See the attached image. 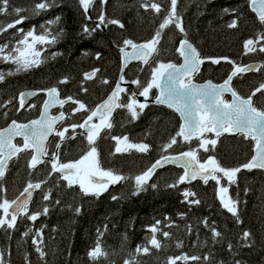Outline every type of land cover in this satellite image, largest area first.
Listing matches in <instances>:
<instances>
[{"label":"trees","instance_id":"16d2710c","mask_svg":"<svg viewBox=\"0 0 264 264\" xmlns=\"http://www.w3.org/2000/svg\"><path fill=\"white\" fill-rule=\"evenodd\" d=\"M39 2L40 0H10L8 11L11 13L13 7L28 9L20 15L30 18L17 25V29L23 28L26 33L35 28L39 35L45 30L41 25H45L52 35L59 36V40L54 45L36 46L43 49L42 59L48 57L39 68L6 76L5 81L0 83V127L11 119L24 121L39 114L45 96L43 91L19 111L14 107L18 105V100H14L7 108L3 107L9 99L18 97L25 89L40 90L56 86L61 96H72L74 100L83 102L88 109H92L106 97L117 81L123 40L139 42L151 39L170 7L169 0H154L161 5V12L155 13L151 8H142L141 0H107L106 4L96 0L90 16L88 12L84 13L78 0H56L55 6L34 16L31 9ZM225 8L230 11L225 13ZM233 9L236 11H231ZM101 11L105 15V26H100L91 36H87L82 31L83 26L96 28V19ZM177 12L183 18L188 39L198 47L202 58L227 57L235 63L260 61L264 65V52L257 50L246 54L243 47L247 39H254L258 32H264V26L258 22L256 13L251 11L246 0H178ZM237 16L238 27L228 28L227 25ZM56 17H60L59 23H47ZM14 19L15 14L0 15V23L5 25ZM113 19L119 20L124 27L107 23ZM22 35L16 29H9L0 35V45L8 44L9 49L15 47ZM182 38L183 34L174 25L164 29L158 45L159 55L154 54L148 65L143 62L132 63L125 71L126 78L129 81L139 79L141 85H144L150 79V66H158L156 62H179L180 55L176 48ZM7 51L8 49L5 50L6 53ZM54 53L59 55L52 59ZM97 53L100 54L99 59L96 58ZM232 67V64L224 60L218 65L206 60L195 78L199 81H221ZM14 68L15 65L10 62H0V72L7 73ZM94 69H99L96 76L85 80L84 74ZM64 77H68V83L58 84ZM103 80L108 83H102ZM263 82L264 68H261L260 71L242 73L235 77L233 84L241 95L249 96ZM85 88L87 92L83 91ZM141 90L135 84L128 86L120 103L130 102L131 93L137 94ZM156 93L157 89L154 88L149 94L154 97ZM253 101L257 108L264 109V95L257 93ZM70 110L67 108L65 119L68 125L80 123L88 114L82 110L74 115L76 117L73 120ZM3 112H7L6 117ZM111 123L113 127L103 130L96 140L100 168L111 170L126 179L109 185L108 190L99 198L82 195L78 185L68 188L67 181L58 172L50 174L49 157L35 170L27 166L31 150L21 153L18 159L14 158L9 163L2 182L6 191H0V202L3 198L13 199L28 181L46 180L47 183L36 190L29 211L42 210L47 206L49 212L41 215L35 222L21 216L17 220L16 228L7 233L0 229V248L5 250L8 264H26V257L30 264H93L87 253L95 246L98 238L108 257L101 258L95 264H125L126 260L132 258L138 264H168L170 257L177 256H199L201 260H177L176 264H220L221 261L232 264L233 255L242 259L243 264H264V170L242 169L236 182L231 185L227 183V178L220 179V185L212 179L207 184L196 179L172 188L168 185L183 175V169L167 165L155 171L146 185V191L133 194L134 178L165 154L197 150L198 158L202 162L211 155L223 167H238L253 153V142L250 139L246 140L239 134L225 133L217 140L214 150L209 145L210 151L205 152L199 148V141L195 137L190 142L177 137V144L164 152L162 145L175 136L181 119L174 110L154 102L147 103V107L134 120L130 119L126 108H117ZM70 136L74 138L68 139ZM125 136L128 137V143L150 145L149 151L141 153L128 149L116 152L119 143L112 137ZM206 138L213 139L215 135L207 133ZM59 141L60 138L53 134L48 144L49 155L54 153ZM86 149V136L83 133L69 132L59 149L60 162H75ZM220 176L222 174H218ZM152 184L156 187H151ZM220 186L228 187L227 195L241 202L240 223L222 207L218 196ZM49 190L51 198L44 201L43 195ZM185 191L195 192L196 196H190L188 200L199 199L200 204H189L183 195ZM113 196L117 199L113 200ZM57 199L60 200L59 204L54 202ZM77 207L81 209L79 213L75 211ZM204 220L222 233L218 242L212 240L211 230L204 225ZM157 221H160V231L155 235L161 241L162 247L159 250L152 249L147 255L137 254L135 249L138 246L150 247L148 242L153 235L150 229ZM29 229V235L24 236ZM40 229L43 230L42 237H37L36 232ZM98 230L102 235L98 234ZM244 231L252 234L251 248L241 247V235ZM161 232H168L170 236L165 238ZM33 239H42L39 246L46 254L43 258L36 251ZM229 243L233 245L232 252L228 251ZM177 244L181 246L178 247ZM209 253L210 262L203 259Z\"/></svg>","mask_w":264,"mask_h":264},{"label":"snow or ice","instance_id":"6c2138e0","mask_svg":"<svg viewBox=\"0 0 264 264\" xmlns=\"http://www.w3.org/2000/svg\"><path fill=\"white\" fill-rule=\"evenodd\" d=\"M56 0H40L31 9L32 15H40L41 12L48 10L55 6ZM252 12L256 13L258 22L264 26V0H246ZM10 0H0V15H12L15 14L16 19L5 24L0 23V35L7 32L9 29H16L17 32L22 33L21 39L18 41L15 47L9 49L8 44L0 45V62H10L15 65L13 71L7 73L0 72V83H3L6 76H12L19 73H26L33 69L39 68L48 57H42L43 49H38L37 45H54L58 42L59 36L52 35L46 28L45 25H41L42 29H45L41 34L37 35L35 28L24 33L23 28H18L17 25L23 24L24 21L30 17L20 15L22 12H27L28 9L13 7L12 12L9 13ZM95 0H78L79 6L83 9L84 13L89 11V8L93 6ZM102 4H106L107 0H101ZM169 9L159 24L152 39L145 43L137 44L131 39H124L123 46L120 47L122 54V71L120 75V81L124 80L123 68L133 60L142 61L143 64L148 65L149 60L153 55H159L158 45L162 36V31L168 28L170 25H174L180 33L183 34V38L180 40L179 47L176 48V52L179 53L180 57L183 58V63L177 65L172 62H156L158 66H150V79L141 85L139 79L131 81L132 84L142 88L139 95L145 97V102L140 103L135 99L136 93H131L130 102L120 103L119 96L122 91L120 83L117 82L115 89L108 96L107 100L98 105L94 109H88L83 102L74 100L73 97L69 96L66 99H61L59 96L58 88L53 86L47 89H40L47 95V99L43 102V111L40 114L39 119L29 121L28 123H19L16 120H12L11 123L3 129H0V191H6L2 187V182L5 179L8 166L13 159H18L21 153L28 152L31 150L30 157L28 159L27 166L35 170L39 164L45 163L44 157L49 155L47 147V139L50 135L55 134L60 138L61 141L65 138V133L68 132V127L63 130H57L56 125L58 122L63 121L65 117L64 112H60L59 115H50L49 109L55 105L63 107L65 103L71 101L78 107L73 109L75 112L85 111L87 112L86 119L80 124H71L69 127L73 131L77 127L85 129L83 135L87 139V149L81 158L73 163H58L60 143L56 144L57 151L52 153L51 160V172H58L63 180L67 181V187L71 188L73 185L79 186V191L84 196H93L99 198L104 192L108 190V186L119 183L121 180L126 179L125 177L114 173L111 170H103L99 164V153L97 151L96 140L100 136V133L105 129H111L113 124L111 123L110 117L113 111L117 108H126L130 114V119H137L139 114L143 112L144 108L147 107V97L152 89H157L159 94L155 97L154 103L157 105H166L169 109L179 113L180 119L183 121L179 130L175 136H172L170 140L162 145V151L166 152L173 145L177 144V137H180L185 142H190L194 137L199 141V148H202L205 152H209V145L212 146V150L215 149L217 140L225 133L228 134H239L246 140L250 139L253 142L252 148L254 154L251 159L238 166V167H223L215 156H208L205 162L201 163L198 158L197 150H190L181 152L177 156L164 155L161 159H158L142 174L137 175L135 179V191L134 195H138L140 192L146 191V185L151 179L157 167H163L166 163H175L179 167L184 169L183 175H181L173 184L168 187H176L178 184H182L185 181L191 182L200 178L205 184L208 183L209 179L215 180L217 185H220V179L227 178L229 185L236 182L238 173L242 169L251 171L252 169L264 170V109L257 108L253 103V97L257 93L264 95V83H261L256 87L249 96L243 97L232 87V81L234 77L241 75L242 73L250 71H260L264 68V65L256 67L253 65L241 66L236 64L234 61H230L227 57L213 58L200 56L196 47L189 41L187 31L183 26V18L177 12L178 0H169ZM144 9H153L155 13L161 12V5L154 0H141V5ZM228 13L230 10L225 8L223 10ZM235 12L236 10H231ZM91 19V17H86ZM99 23L96 28L89 29L87 25L83 26L82 31L87 36H91L93 32L100 28V25L105 24V15L103 11L99 15ZM239 16L233 19L228 25V28L235 29L238 27ZM60 21V17H56L55 20H50L48 24H57ZM109 24H117L120 28L124 25L119 20H108ZM31 38V41H29ZM264 32H258L256 37L247 39L244 42V49L246 54L251 52H264ZM131 46V51L126 49ZM8 49L7 53L5 50ZM59 53H54L52 59ZM88 55V53H85ZM96 58H100V54H96ZM210 61L212 64H220L222 60L232 64V70L227 78L221 84H214L212 81H207L203 84L194 82V75L198 74L201 65L205 61ZM143 69H141L142 71ZM99 69H94L89 73L84 74L85 80L93 79ZM68 83V77L58 81V84ZM102 83H108L107 80H103ZM87 92V89H83ZM231 95V100L224 99L225 94ZM38 94L37 91H26L20 92L18 97L9 99L7 103L3 105L7 108L9 104H13L14 100H18V105H14L17 111L25 107L26 101ZM34 107V105H32ZM139 109V112L137 111ZM5 117L7 112L2 113ZM94 118L99 120V123H91ZM205 133H214L215 138L208 139L203 138ZM22 138V144L14 143L13 141L17 138ZM74 137H68L73 139ZM118 143L125 144V147H116V152L127 151L128 149H135L141 153H147L150 149V145L146 143H128V137H112ZM218 174L222 176L218 177ZM99 177V179H97ZM47 183L46 180H42L36 183L29 181L24 190L12 201L4 198L0 202V229L6 233L9 230L16 228L17 220L23 216L29 221L35 222L41 215H47L49 208L44 206L42 210L30 212L29 203L32 200L33 192L36 189H40L42 184ZM151 187L155 188L156 185L152 184ZM228 187H219V200L224 209L232 214V217L237 223H240L239 215V199H233L227 195ZM185 200L189 204H200L199 199L188 200V198L195 197V192L185 191L183 193ZM51 198L50 190L43 195V200L48 201ZM113 200L117 197L113 196ZM56 204L60 203L57 199L54 201ZM76 213H79L81 209L77 207ZM206 227H209L212 233V240L218 242L222 238V233L216 229L214 225H209L207 220L202 221ZM160 221L153 225L150 231L153 233L148 244L149 246H138L135 249L137 254L143 253L145 255L150 254L152 249L159 250L162 247L161 241L157 239L156 233L159 230L158 225ZM29 231L24 233V236H28ZM43 230L40 229L36 232L37 237H42ZM98 234L102 235V233ZM161 235L165 238L170 236L168 232H161ZM252 234L248 231H244L241 235L243 243L241 247L251 248L253 242L251 239ZM33 245H36V251L40 257L43 258L46 254L39 246L42 243V239H33ZM177 246H181L177 244ZM228 251L232 252L233 245L229 243L227 245ZM6 252L0 248V264H8L5 259ZM89 259L95 264L96 261L101 258L107 259L108 253L103 249L101 241L98 238L95 242V246L87 253ZM26 264H30L27 261ZM200 261L199 256H177L170 257L168 264H176L177 260H188ZM205 261L211 259V253L208 256L203 257ZM125 264H138L135 258L126 260ZM220 264H224L223 261ZM232 264H243L242 259H237L233 255Z\"/></svg>","mask_w":264,"mask_h":264},{"label":"water","instance_id":"95a60500","mask_svg":"<svg viewBox=\"0 0 264 264\" xmlns=\"http://www.w3.org/2000/svg\"><path fill=\"white\" fill-rule=\"evenodd\" d=\"M96 1V0H95ZM91 9H92V7H90L89 8V11H88V13L90 14V16H91ZM97 23H99V19H97ZM101 26H103L104 27V24H102ZM147 41H149V40H147ZM147 41H141V42H138L137 44H141V43H145V42H147ZM190 41V40H189ZM191 42V41H190ZM180 43V42H179ZM192 43V42H191ZM193 44V43H192ZM193 46L194 47H196L194 44H193ZM179 47V46H178ZM196 49H197V51L199 52V49L196 47ZM126 51H131V46L129 47V48H127L126 49ZM121 53V52H120ZM200 53V52H199ZM139 60H133V61H131L128 65H127V67L131 64V63H133V62H138ZM173 63H175V64H177V65H180V64H182L183 63V58L181 57V61L180 62H173ZM238 65H241V66H245V65H253V66H256V67H260L261 66V63L259 62V61H254V62H249V63H246V64H238ZM121 66H122V54H121ZM127 67H124L123 68V75H124V80L123 81H120V75H121V71H122V67L120 68V72H119V76H118V79H117V81H116V84H117V82H119L120 83V86H121V88L122 89H126V87L128 86V85H131L132 83L131 82H127L126 81V78H125V71H126V68ZM231 72V71H230ZM230 72H229V74H230ZM247 73V72H246ZM228 74V75H229ZM227 75V76H228ZM227 76L222 80V81H219V82H215V81H213V80H211V79H206V80H204V81H198V80H196V79H194V82L195 83H198V84H203V83H205V82H207V81H212L214 84H221L226 78H227ZM234 79V78H233ZM116 84H115V86L113 87V89L111 90V92L115 89V87H116ZM232 87L234 88V86H233V81H232ZM235 89V88H234ZM236 90V89H235ZM26 91H37V90H35V89H27V90H24V91H22V92H26ZM38 92V91H37ZM111 92L106 96V98L105 99H103L102 101H100L94 108H96L98 105H100L101 103H103L105 100H107V98H108V96L111 94ZM123 92V91H122ZM121 92V93H122ZM121 93H120V95H121ZM159 94V92H157V95ZM226 94H228V93H226ZM239 94V93H238ZM156 95V96H157ZM230 95V94H229ZM240 95V94H239ZM60 96V95H59ZM155 96V97H156ZM242 96V95H241ZM34 97V96H33ZM155 97H153V98H149V97H147V102L148 101H154V99H155ZM243 97H245V96H243ZM247 97V96H246ZM32 98V97H31ZM31 98H29V99H31ZM61 98V97H60ZM29 99L27 100V101H29ZM47 99V95H46V97H45V99H44V101ZM62 99V98H61ZM63 99H66V98H63ZM119 99H120V96H119ZM140 99L142 100V101H144L145 102V97H142V96H140ZM225 99V98H224ZM229 100H231V95H230V99ZM26 101V102H27ZM43 101V102H44ZM70 102V101H69ZM66 104V103H65ZM64 104V105H65ZM60 105H55L54 107H52V108H50L49 109V113H50V115H53V116H56V115H59V113L60 112H64V111H60V112H58V113H53L52 112V110L55 108V107H59ZM116 110V109H115ZM115 110L113 111V113H112V115L114 114V112H115ZM43 111V104H42V108H41V112ZM41 112H40V114H41ZM65 113V112H64ZM40 114H39V116L37 117V118H34V119H31V120H28V121H26V122H21V121H17V122H19V123H28L29 121H32V120H36V119H39V117H40ZM179 114V113H178ZM112 115H111V117H112ZM65 116H66V113H65ZM111 117H110V119H111ZM86 119V118H85ZM94 120H96V121H94ZM84 121V120H83ZM61 122V121H60ZM60 122H58L57 123V125L60 123ZM11 123V121L7 124V125H5V126H3V127H1L0 129H3V128H6L9 124ZM83 123V122H82ZM91 123H99V120L97 119V118H94L93 119V121L91 122ZM183 123V121L181 120V124ZM181 124H180V126H181ZM57 125H56V127H57ZM84 131H85V129H83ZM52 135H50L49 137H48V139H47V142L46 143H48V141H49V139H50V137H51ZM18 138H20V137H17L16 139H18ZM16 139L13 141L14 143H16ZM18 144V143H17ZM185 152V151H184ZM181 153V152H180ZM180 153H171V154H166L167 156H177V155H179ZM253 154H254V152H253ZM252 154V155H253ZM164 156V155H163ZM162 157V156H161ZM161 157L160 158H158V159H161ZM252 157V156H251ZM251 157L246 161V162H248L250 159H251ZM158 159H156L152 164H154ZM245 162V163H246ZM59 163V162H58ZM244 164V163H243ZM167 165H174V166H177V167H179L178 166V164H175V163H166V164H164V166L163 167H165V166H167ZM242 165V164H241ZM160 168H162V167H157V169L156 170H158V169H160ZM181 168V167H180ZM183 169V168H182ZM155 170V171H156ZM183 173H184V169H183ZM97 179H99V177H97ZM197 179H200V178H197ZM33 183H36V182H33ZM27 186V185H26ZM25 186V187H26ZM24 187V188H25ZM24 188L21 190V192L24 190ZM36 191V190H35ZM35 191L33 192V195H32V199H33V196H34V193H35ZM20 192V193H21ZM20 193L17 195V196H19L20 195ZM16 196V197H17ZM15 197V198H16ZM14 198V199H15ZM32 201V200H31ZM31 201H30V203H31ZM30 203H29V205H30Z\"/></svg>","mask_w":264,"mask_h":264},{"label":"flooded vegetation","instance_id":"af4514ba","mask_svg":"<svg viewBox=\"0 0 264 264\" xmlns=\"http://www.w3.org/2000/svg\"><path fill=\"white\" fill-rule=\"evenodd\" d=\"M231 71V70H230ZM264 83V82H263ZM136 95H139V94H136ZM150 95V94H149ZM226 96H228V95H226ZM137 98H139V100H141L140 99V96H138ZM142 101V100H141ZM149 102H153V101H148L147 103H149ZM30 104V102L29 103H27L26 105H25V107L26 106H28ZM76 107H78V105H76V104H74V106H71V110H72V113H73V109L74 108H76ZM62 108H66V107H55L54 109H53V111L54 112H57V111H59L60 109H62ZM70 110V111H71ZM77 112H75L74 114H71L72 115V117L76 114ZM76 117V116H75ZM86 117V116H85ZM84 117V118H85ZM84 118L82 119V121L84 120ZM70 125H68V124H64L63 125V128H65V127H68V132H67V134L69 133V132H71L72 130H71V127H69ZM62 127V126H61ZM63 128H62V130H63ZM83 133L82 131H80V130H78L77 128L75 129V131H74V133ZM57 149H55V151H56ZM60 153V152H59ZM59 156H60V154H59Z\"/></svg>","mask_w":264,"mask_h":264},{"label":"rangeland","instance_id":"374dc122","mask_svg":"<svg viewBox=\"0 0 264 264\" xmlns=\"http://www.w3.org/2000/svg\"><path fill=\"white\" fill-rule=\"evenodd\" d=\"M139 93H140V92H139ZM135 99L138 100L137 96L135 97ZM138 101L141 103L140 100H138ZM65 122H66V121H65ZM119 146H120V147H125V144L119 143ZM50 155H52V154H50ZM28 182H29V181H28ZM3 199H4V198H3ZM3 199H2V200H3ZM7 199L9 200V198H7ZM9 201H10V200H9ZM1 202H2V201H1Z\"/></svg>","mask_w":264,"mask_h":264},{"label":"bare ground","instance_id":"6f19581e","mask_svg":"<svg viewBox=\"0 0 264 264\" xmlns=\"http://www.w3.org/2000/svg\"><path fill=\"white\" fill-rule=\"evenodd\" d=\"M63 128V127H62ZM72 130V129H71ZM154 157V156H153Z\"/></svg>","mask_w":264,"mask_h":264}]
</instances>
